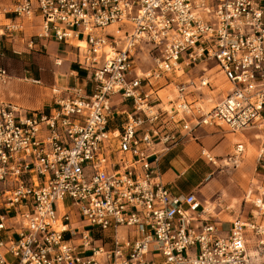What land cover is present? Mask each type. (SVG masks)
Segmentation results:
<instances>
[{
  "label": "built area",
  "instance_id": "obj_1",
  "mask_svg": "<svg viewBox=\"0 0 264 264\" xmlns=\"http://www.w3.org/2000/svg\"><path fill=\"white\" fill-rule=\"evenodd\" d=\"M36 18L40 45H73L86 75L52 86L48 111L0 99V264H264V181L224 230L157 167L198 128L264 123V0L0 1V86L4 37ZM218 73L229 88L214 100L202 87ZM244 150L235 142L222 165L201 152L237 167Z\"/></svg>",
  "mask_w": 264,
  "mask_h": 264
},
{
  "label": "rangeland",
  "instance_id": "obj_2",
  "mask_svg": "<svg viewBox=\"0 0 264 264\" xmlns=\"http://www.w3.org/2000/svg\"><path fill=\"white\" fill-rule=\"evenodd\" d=\"M0 1L10 2L11 0ZM34 23L35 25L32 27L29 25L27 26V23L25 24V31L27 35H31L33 41L36 43L34 48H28L25 46V41L21 43L18 40L14 44L15 46L9 45V49H4L3 62L8 70L9 78L7 79V83L0 86V99L11 101L25 109H39L48 111L51 108V104L55 98L54 95H52L50 86L54 83L55 76L58 82L61 83V78L64 77L63 74L65 73L62 67L64 62H62L61 65H57L54 63V59L56 56L67 57L68 52H70L69 59H74L76 57L74 53H77V49L71 44L59 42V49L56 50V47H54L56 43L50 40L45 42L46 47H42L40 45V40L34 36V34L39 30L37 18ZM116 29V25H110L106 27L103 32L113 33ZM13 49H16L20 52H13ZM60 49H64L65 51H61ZM151 64L152 63L150 60L144 62V65ZM31 66L36 68L39 66L41 68L43 75L41 83H35L29 81L28 79H24V69L30 68ZM221 82V85L227 86L225 81ZM252 133L259 135L256 137L252 135ZM211 135H215L214 139H217L218 141L224 139L223 143L226 144V139L234 136L245 140L246 150L244 156L250 158V162L248 161L246 165H243L242 160V163L240 162L237 167L213 166V180L217 181L216 185H218L219 188L221 187V189L228 186L229 189L225 192L226 194L229 193V196L232 198V206L224 210L221 209L222 213L217 216L223 219H232L236 216H250L249 206L243 202L242 195L243 191L248 187L249 181L253 174L256 172L254 169V162L257 160L260 146H264V123H262L259 127L243 130L242 132H232L228 129H217L213 130ZM204 147L209 150V147ZM211 153L213 154V152ZM226 154H221L220 158H224ZM217 163L222 165L223 161L217 160ZM256 164L258 163L256 162ZM216 195L217 192L211 199H213ZM211 199L206 200L207 205L211 203ZM214 204L215 202L211 203L210 205L213 206ZM228 227V224H223L221 229H227ZM7 259L13 260L10 255L7 256ZM156 260L158 264H160L162 259L158 258Z\"/></svg>",
  "mask_w": 264,
  "mask_h": 264
},
{
  "label": "crops",
  "instance_id": "obj_3",
  "mask_svg": "<svg viewBox=\"0 0 264 264\" xmlns=\"http://www.w3.org/2000/svg\"><path fill=\"white\" fill-rule=\"evenodd\" d=\"M28 25L32 27L33 25H35V23L33 24L27 23V26ZM30 36L31 35H27L25 29L23 32L13 33L10 36H5L3 39L5 50L9 49V45L15 46L14 44L18 40L22 43L24 42V38L26 39L29 38ZM50 41H54V43H56L54 47H56V50H58L59 42H57L54 39H51ZM60 50L65 51L64 49H60ZM67 54H68L67 57L66 56L60 57L61 63L64 62L62 67L65 71V73L63 74L64 77L61 78L62 82L61 83L58 82L55 76L54 83L51 84L50 87L54 85L65 86L67 84L73 83L74 77L70 75V72H76L80 77H84L86 75V71L82 69L77 63L76 60L77 53H74V55H76L74 59H69L70 52H68ZM61 63L57 65H61ZM214 70L215 67L213 66L206 73H213ZM198 74H200V65L194 66L191 69H189L181 77V79L185 80L189 76H194ZM24 79H28L29 81L32 82H34V80H37L38 82L35 83H41L43 79L41 68L39 66L37 68L31 66L30 68L24 69ZM221 81H225V83H227V86L221 85L222 83ZM87 88L88 91L91 89L90 83L87 84ZM227 88H229L228 82L226 81L225 77L222 74L218 73L211 75L210 85L208 87H202V92L204 93L205 96L212 97L214 100H218L221 98L223 92H225ZM170 91L174 92L173 87L166 86L160 89L159 93L164 94ZM51 105H53V103ZM255 127H259V126L249 127L248 129ZM217 129L223 130L226 128H218V127L198 128L194 133L195 137L184 138L180 143L173 146L168 151L162 153L159 156L157 167L159 169L161 180L165 183H169L170 188L174 193L194 192L198 199L200 198L201 200H203L201 201L199 199L203 203L204 201L211 199L213 195L217 192V195L214 196L213 199H211V203L215 202V204L212 206L213 210H212V214H210V218L218 222V224L221 227L223 224L229 225V221L231 219H223L218 217L217 215H220V213H222L221 209L224 210L232 206L231 203L232 198L231 196H229V193L226 194L225 192L229 189L228 186H226V188L221 189V187L219 188L218 185H216L217 181L213 180L214 177L212 176V174L214 173V168H213L214 165H212L202 155L201 150L204 146L209 147V151L213 152V155L217 158V160L222 161L223 158L222 157L220 158V155L226 154L227 152L228 153L231 152L235 142L243 141L245 144L246 141L236 136L227 138L226 139L227 144L223 143L224 139L218 141L217 139H214L215 135H211V132ZM252 135L258 137L259 134L252 133ZM262 147L263 145L260 146V149ZM245 150L241 158V161L243 160V165H246L250 159L244 156ZM256 162L258 164H256ZM254 169L256 172L253 174L252 178L250 179L249 184L264 181V156L260 158L257 156V160H255L254 162Z\"/></svg>",
  "mask_w": 264,
  "mask_h": 264
},
{
  "label": "bare ground",
  "instance_id": "obj_4",
  "mask_svg": "<svg viewBox=\"0 0 264 264\" xmlns=\"http://www.w3.org/2000/svg\"><path fill=\"white\" fill-rule=\"evenodd\" d=\"M80 44V42H78ZM83 45V43H81Z\"/></svg>",
  "mask_w": 264,
  "mask_h": 264
}]
</instances>
